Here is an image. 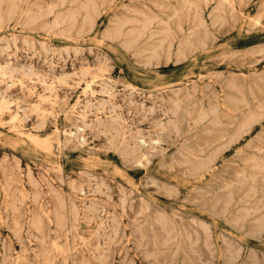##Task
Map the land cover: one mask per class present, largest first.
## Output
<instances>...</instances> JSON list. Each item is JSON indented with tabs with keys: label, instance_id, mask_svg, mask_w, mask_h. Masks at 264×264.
<instances>
[{
	"label": "rangeland",
	"instance_id": "374dc122",
	"mask_svg": "<svg viewBox=\"0 0 264 264\" xmlns=\"http://www.w3.org/2000/svg\"><path fill=\"white\" fill-rule=\"evenodd\" d=\"M0 1V264H264V0ZM37 132L131 179L17 164Z\"/></svg>",
	"mask_w": 264,
	"mask_h": 264
},
{
	"label": "bare ground",
	"instance_id": "6f19581e",
	"mask_svg": "<svg viewBox=\"0 0 264 264\" xmlns=\"http://www.w3.org/2000/svg\"><path fill=\"white\" fill-rule=\"evenodd\" d=\"M92 1V0H91ZM192 1V0H191ZM222 1V0H221ZM225 1V0H224ZM223 1V2H224ZM1 2V1H0ZM64 2V1H63ZM86 2H87V0H86ZM77 3V2H76ZM95 3V2H94ZM188 3V2H187ZM206 3V2H205ZM83 4H84V1H83ZM222 4V3H221ZM89 6V5H88ZM91 6H92V3H91ZM223 6V5H222ZM14 7V6H13ZM81 7H82V5H81ZM93 7H95V5L93 6ZM126 7V6H125ZM76 8V7H75ZM75 8H73V9H75ZM88 8V7H87ZM87 8H85V9H87ZM216 8V7H215ZM51 9V8H50ZM82 9V8H81ZM96 9V8H95ZM10 10V9H9ZM12 10V9H11ZM52 10V9H51ZM77 10V9H76ZM84 10V9H83ZM90 10H93V9H90ZM216 10V9H215ZM14 11V10H13ZM70 11V10H69ZM74 11V10H73ZM72 11V12H73ZM80 11V10H79ZM71 12V11H70ZM75 12V11H74ZM78 12V11H77ZM85 12V11H84ZM14 13V12H13ZM13 13H11V15L13 14ZM98 13V12H97ZM210 13V12H209ZM8 14V13H7ZM28 14H29V12H28ZM85 14V13H84ZM84 14L82 15V16H84ZM89 14V13H88ZM95 14V13H94ZM140 14H142V13H140ZM196 14V13H195ZM25 15V14H24ZM63 14H61V16H62ZM66 15V14H65ZM73 15V14H72ZM77 15V14H76ZM8 17L7 18H9V14L7 15ZM30 16V15H29ZM32 16V15H31ZM30 16V17H31ZM91 15H89V17H90ZM97 16V15H96ZM1 17V16H0ZM34 17H35V15H34ZM64 17H66V16H64ZM146 17H148V16H146ZM217 17V16H216ZM2 18V17H1ZM27 18V17H26ZM33 18V17H32ZM69 18V17H68ZM130 18V17H129ZM128 18V19H129ZM149 18V17H148ZM221 18V17H220ZM28 19V18H27ZM63 19V18H62ZM123 19H125V17L123 18ZM200 19V18H199ZM26 20V19H25ZM35 20V19H34ZM34 20H31L32 22H34ZM56 20V19H55ZM72 20V19H71ZM133 20H135V19H132L131 21L130 20H128V21H130V22H132ZM150 20V19H149ZM221 20H222V18H221ZM1 21V20H0ZM54 21V20H53ZM58 21H60V20H58ZM74 22H75V20H73ZM91 21H92V19H91ZM126 21H127V17H126ZM126 21H124V22H126ZM145 21H147V20H145ZM152 21V20H151ZM151 21H150V23H151ZM200 21V20H199ZM31 22V23H32ZM56 22V21H55ZM63 22V21H62ZM69 22V21H68ZM119 22V21H118ZM142 22V21H141ZM140 22V23H141ZM149 22V21H148ZM201 22H203V20L201 21ZM257 22V21H256ZM30 23V22H29ZM54 23V22H53ZM52 23V24H53ZM81 23H82V21H81ZM94 23V22H93ZM115 23H117V22H115ZM145 23V22H144ZM84 24H85V22H84ZM122 24V23H121ZM120 23H119V26H117V28L115 29V30H113V34L115 35V36H117V37H119V34H120V31H121V27H122V25H121ZM138 24V23H137ZM216 24V23H215ZM221 24H222V22H221ZM58 25H59V23H58ZM91 25H92V23H91ZM126 25V24H125ZM146 25H147V23H146ZM150 25V24H149ZM93 26V25H92ZM254 26V25H253ZM69 27H71V26H69ZM88 27H89V25H88ZM90 28V27H89ZM141 28V27H140ZM197 28V27H196ZM145 29H146V27H145ZM136 30V29H135ZM141 31H142V29H141ZM150 31V30H149ZM106 32H108V31H106ZM133 33H134V31H132ZM131 32V33H132ZM140 33V32H139ZM142 33V32H141ZM106 35V34H105ZM129 35H131V34H129ZM156 35H157V33H156ZM152 36H153V34H152ZM167 37V36H166ZM105 39V38H104ZM108 39V38H107ZM106 39V40H107ZM133 42H134V40H133ZM162 43V42H161ZM128 44V43H127ZM260 44V43H259ZM130 45H131V42H130ZM162 45V44H161ZM172 45V44H171ZM127 46H129V45H127ZM158 47H161V46H158ZM130 48V47H129ZM168 48H170L169 46H168ZM154 49V48H153ZM179 50H181V49H179ZM260 50V49H259ZM146 51V50H145ZM156 51V50H155ZM178 51V50H177ZM183 51V50H182ZM262 51H264V50H262ZM157 52V51H156ZM237 52V51H236ZM259 52V51H258ZM142 53V52H141ZM153 53V52H152ZM181 53V52H180ZM260 53V52H259ZM229 54V53H228ZM252 54V53H251ZM258 54V53H257ZM153 55V54H152ZM229 56V55H228ZM155 57V56H154ZM184 58H185V56H183ZM156 58H158L157 56H156ZM186 59V58H185ZM110 60V59H109ZM107 61V60H106ZM148 61V60H147ZM150 61H151V58H150ZM104 62V61H103ZM6 63V62H5ZM146 63V62H145ZM9 65V64H8ZM147 65V64H146ZM5 66V65H4ZM10 66V65H9ZM145 66V65H144ZM8 67V66H7ZM1 68V67H0ZM5 68V67H4ZM99 68V67H98ZM9 69H10V67H9ZM8 69V70H9ZM23 69V68H22ZM100 69V68H99ZM2 70H4V69H2ZM102 70V69H101ZM228 70V69H227ZM9 72H10V70H9ZM85 73H86V70L84 71ZM233 72V71H232ZM3 73L0 71V75H2ZM6 74V73H5ZM10 75H11V73H9ZM26 74V73H25ZM35 74V73H34ZM200 74V73H199ZM206 75H208V73L206 74ZM64 77V76H63ZM199 77V76H198ZM61 77H59V79H60ZM65 78H66V76H65ZM58 79V80H59ZM64 79V78H63ZM227 79V78H226ZM236 79V78H235ZM169 81H174L173 79H168ZM42 82H43V85H44V88L45 89H47L48 91H52L54 88H53V86H52V84L51 83H48L46 80H45V78L44 79H42L41 80ZM66 81V80H65ZM170 84H173V83H170ZM8 86V85H7ZM88 86V85H87ZM132 86V85H131ZM195 86V85H194ZM89 87V86H88ZM235 87V86H234ZM104 89L105 88H107V87H103ZM140 88V87H139ZM231 88V87H230ZM240 89V88H239ZM109 90V89H108ZM240 91V90H239ZM93 93V92H92ZM134 93V92H133ZM154 94V93H153ZM175 94V93H174ZM109 95V94H108ZM155 95V94H154ZM227 96H229V95H227ZM238 97V96H237ZM233 98V97H232ZM235 98V97H234ZM171 99V98H170ZM107 100H109V99H107ZM244 100V99H243ZM89 101V100H88ZM110 101V100H109ZM131 101V100H130ZM175 102V101H174ZM177 102V101H176ZM175 102V103H176ZM9 103H11V102H9V100L8 99H6L5 97H1L0 98V111L3 109V108H8V109H10L9 108ZM87 103V102H86ZM180 103V102H179ZM92 104V103H91ZM110 105H111V102L109 103ZM172 104H173V102H172ZM116 105V104H115ZM211 105V104H210ZM92 106V105H91ZM104 106V105H103ZM112 106V105H111ZM175 106H177L176 104H175ZM180 106V105H179ZM86 107V106H85ZM31 110H35V111H38L39 109H41L40 107H39V105H36V106H33V105H30V107H29ZM95 108V107H94ZM112 108V107H111ZM97 109V108H96ZM99 109H100V107H99ZM119 109V108H118ZM178 109H179V107H178ZM201 109V108H200ZM199 109V110H200ZM213 109V111H214V108H212ZM163 110V109H162ZM208 110V109H207ZM85 111V110H84ZM96 111H98V110H96ZM101 111V110H100ZM206 111V110H205ZM210 111V110H209ZM212 111V110H211ZM210 111V112H211ZM215 111H216V108H215ZM214 111V112H215ZM224 111V110H223ZM14 113H12V114H10V121H11V127L12 128H16L18 125L17 124H19V123H17L15 120H17L18 119V117H19V115H18V111L17 110H14L13 111ZM112 112H113V109H112ZM119 112V111H118ZM207 112V111H206ZM43 113V112H42ZM164 114H166L165 112H163ZM162 113V114H163ZM171 113V112H170ZM173 114V113H172ZM201 114V113H200ZM44 115V114H43ZM202 115V114H201ZM208 115V114H207ZM119 116H120V114H119ZM118 116V117H119ZM164 116V115H163ZM174 116H175V114H174ZM197 116V115H196ZM117 117V118H118ZM82 118H83V126H85L86 125V123H85V116L84 115H82ZM111 118V120H112V116L111 117H109V119ZM116 118V119H117ZM247 118V117H246ZM99 119H101V118H99ZM114 119V118H113ZM20 120H22L21 118H20ZM170 120H171V118H170ZM216 120V119H215ZM110 121V120H109ZM114 121V120H113ZM122 121V120H121ZM98 122V121H97ZM96 122V123H97ZM101 122V121H100ZM116 122H118V121H116ZM175 122V121H174ZM224 122V121H223ZM90 123V122H89ZM119 123V122H118ZM117 123V124H118ZM160 123V122H159ZM171 123V122H170ZM213 123V122H212ZM235 123V122H234ZM156 124H158L157 122H156ZM216 124H218V123H216ZM220 124V123H219ZM218 124V125H219ZM233 124V123H232ZM38 125H40V124H38ZM37 125V126H38ZM98 125V124H97ZM101 125V124H100ZM161 125H163V124H161ZM231 125V124H230ZM247 125V124H246ZM245 125V126H246ZM96 126V125H95ZM110 126H112V125H110ZM109 126V128H111ZM119 126H121V125H119ZM174 126H175V124H174ZM221 126V125H220ZM41 127V126H40ZM79 127V126H78ZM77 127V128H78ZM86 127V126H85ZM161 127V126H160ZM163 128L162 129H165L164 128V126H162ZM177 127V126H176ZM247 127V126H246ZM37 128V127H36ZM114 128V127H113ZM174 128V127H173ZM79 129V128H78ZM95 129H97V127L95 128ZM161 129V128H160ZM38 130V129H37ZM80 130V129H79ZM82 130H83V128H82ZM92 130V129H91ZM108 130V129H107ZM208 130V129H207ZM232 130V129H231ZM237 130V129H236ZM109 131V130H108ZM119 131V130H118ZM159 131H161V130H159ZM230 131V130H229ZM77 132V131H76ZM76 132H74V133H69L68 135L69 136H71V137H73V138H75V139H77L78 141H82V142H84L85 141V137L83 136V134L82 135H79V134H77ZM79 132H81V131H79ZM94 132H97L96 130H94ZM107 132V131H106ZM136 132V131H135ZM162 132V131H161ZM220 133V132H219ZM240 133H241V131H240ZM156 134V133H155ZM135 135H136V133H135ZM158 135V134H157ZM176 135V134H175ZM231 135V134H230ZM145 136V135H144ZM153 136V135H152ZM228 136V135H227ZM137 137V136H136ZM230 137V136H229ZM113 138V137H112ZM150 138V137H149ZM110 139V138H109ZM137 139V138H136ZM70 140V139H69ZM71 140H72V138H71ZM205 140V139H204ZM14 147L17 149L16 150V152H14L13 153V160L17 163V164H19V162L21 161V159H27V160H31V161H33V162H39L40 164L42 163V164H46V165H50V166H55V167H57L60 171H63L65 168H67V169H70L71 171H74V172H77V173H79V174H82V175H84L90 182L91 181H93L94 183H95V185H97V186H99V187H107V183H106V179H105V176L102 174V172H107L108 171V175L109 174H111V175H114V176H118V177H120V178H124V179H127V180H130L131 179V175H130V172H129V170L130 169H128V168H126L125 166H120L119 164H116L114 161H112V160H108V161H104L103 160V158L102 157H98V156H95V155H89V154H83V153H77L76 151H71V152H67V153H65L63 156H61V153L63 152V142H62V140L61 139H59L58 137H56L55 139H53V138H51V136H43V135H41V133L40 132H37V133H35V134H33V135H28V136H24V137H21V138H14ZM67 141V140H66ZM65 141V142H66ZM113 141V140H112ZM139 141V140H138ZM153 141V140H152ZM211 141V140H210ZM74 142V141H73ZM157 142V141H156ZM69 143H70V141H69ZM109 143V142H108ZM139 143V142H138ZM205 143V142H204ZM110 144V143H109ZM140 144V143H139ZM208 144V143H207ZM65 145V144H64ZM151 145V144H150ZM155 145V144H154ZM153 145V146H154ZM224 145V144H223ZM222 145V146H223ZM227 144H225V146H226ZM153 146H152V148H153ZM207 146V145H206ZM206 146H205V148H206ZM209 146V145H208ZM65 147V146H64ZM73 149V148H72ZM138 149V148H137ZM156 149V148H155ZM188 149V148H187ZM136 154H137V152H136ZM73 155H76V162L75 163H73V162H71L72 161V158H73ZM218 155V154H217ZM140 157V156H139ZM128 158V157H127ZM141 158V157H140ZM74 159V158H73ZM210 159H208V161H209ZM212 160V159H211ZM129 162V161H128ZM131 162V161H130ZM138 164V163H137ZM20 166V165H19ZM256 166V165H255ZM28 169H29V166H28ZM98 173L100 174L99 175V177H98ZM30 175V174H29ZM29 177V176H28ZM88 181V182H89ZM31 182V181H30ZM152 182V181H151ZM157 182V181H156ZM73 184V183H72ZM77 184V183H76ZM154 184V183H153ZM75 185V184H74ZM97 186H95V187H97ZM75 187V186H74ZM78 187V186H77ZM80 187H81V185H80ZM94 187V186H93ZM158 187V186H157ZM166 187V186H165ZM98 189V188H97ZM172 189V188H171ZM81 190V189H80ZM82 191V190H81ZM99 191V190H98ZM81 193V192H80ZM218 201V200H217ZM93 202V201H92ZM91 201H90V203H92ZM84 203V202H83ZM95 203V202H94ZM97 204V203H96ZM75 205V204H74ZM86 207V206H85ZM84 207V208H85ZM145 207V206H144ZM99 208V207H98ZM73 209V208H72ZM92 209V208H91ZM93 210H94V208H93ZM96 212V211H95ZM108 212V211H107ZM161 214V213H160ZM163 214V213H162ZM161 214V215H162ZM79 215V214H78ZM98 215V214H97ZM96 215V216H97ZM160 215V216H161ZM116 216V215H115ZM156 216V215H155ZM159 215H157V217H158ZM94 217V216H93ZM100 217V216H99ZM164 218H166L165 216H164ZM115 219V218H114ZM157 219V218H156ZM162 219V218H161ZM163 220V219H162ZM161 221V220H160ZM102 222V221H101ZM163 225H166V224H163ZM116 227H117V225H116Z\"/></svg>",
	"mask_w": 264,
	"mask_h": 264
},
{
	"label": "crops",
	"instance_id": "0c3cea01",
	"mask_svg": "<svg viewBox=\"0 0 264 264\" xmlns=\"http://www.w3.org/2000/svg\"><path fill=\"white\" fill-rule=\"evenodd\" d=\"M166 78L168 79V77L166 76ZM174 80V79H173Z\"/></svg>",
	"mask_w": 264,
	"mask_h": 264
}]
</instances>
